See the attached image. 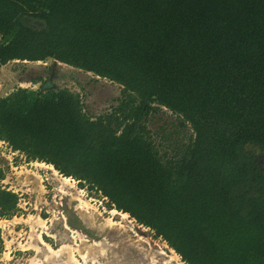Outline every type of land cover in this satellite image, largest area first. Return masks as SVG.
<instances>
[{
  "label": "trees",
  "instance_id": "1",
  "mask_svg": "<svg viewBox=\"0 0 264 264\" xmlns=\"http://www.w3.org/2000/svg\"><path fill=\"white\" fill-rule=\"evenodd\" d=\"M46 58L117 82L121 103L92 119L68 88H17L0 139L96 187L186 264H264V0H0V66ZM162 107L177 120L154 136ZM17 210L0 187V218Z\"/></svg>",
  "mask_w": 264,
  "mask_h": 264
},
{
  "label": "rangeland",
  "instance_id": "2",
  "mask_svg": "<svg viewBox=\"0 0 264 264\" xmlns=\"http://www.w3.org/2000/svg\"><path fill=\"white\" fill-rule=\"evenodd\" d=\"M27 22L44 25L39 18ZM17 88H68L80 95L82 109L92 119L110 114L124 97L117 82L53 58L2 64L0 97ZM176 120L162 107L147 123L155 136L162 127L173 130ZM0 187L17 194L18 208L11 217L0 218V264H186L162 237L110 205L96 187L64 175L51 163L29 159L2 139Z\"/></svg>",
  "mask_w": 264,
  "mask_h": 264
},
{
  "label": "bare ground",
  "instance_id": "3",
  "mask_svg": "<svg viewBox=\"0 0 264 264\" xmlns=\"http://www.w3.org/2000/svg\"><path fill=\"white\" fill-rule=\"evenodd\" d=\"M78 200H79V199H78ZM90 211H91V210H90ZM108 225H109V224H108ZM93 245H94V244H93ZM62 247H63V246H62ZM62 247H61V248H62ZM69 251H70V250H69Z\"/></svg>",
  "mask_w": 264,
  "mask_h": 264
}]
</instances>
